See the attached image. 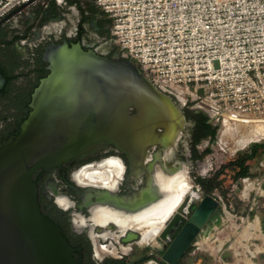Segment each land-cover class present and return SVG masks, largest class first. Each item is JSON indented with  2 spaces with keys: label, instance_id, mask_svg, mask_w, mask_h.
Wrapping results in <instances>:
<instances>
[{
  "label": "water",
  "instance_id": "95a60500",
  "mask_svg": "<svg viewBox=\"0 0 264 264\" xmlns=\"http://www.w3.org/2000/svg\"><path fill=\"white\" fill-rule=\"evenodd\" d=\"M18 10L1 20L0 27L20 17ZM42 56L49 71L32 93L20 133L0 147V264H82V258L74 257L81 248L71 246L41 210L34 180L39 169L114 147L127 154L136 174L148 149L176 141L185 121L172 97L181 102L187 98L156 84L128 54L111 58L64 38L49 44ZM5 82L0 71V88ZM142 193L149 196L139 192L136 197ZM219 204L214 194L201 199L165 248L166 263L178 264ZM138 209L122 213L132 216ZM178 216L169 221V230Z\"/></svg>",
  "mask_w": 264,
  "mask_h": 264
},
{
  "label": "flooded vegetation",
  "instance_id": "af4514ba",
  "mask_svg": "<svg viewBox=\"0 0 264 264\" xmlns=\"http://www.w3.org/2000/svg\"><path fill=\"white\" fill-rule=\"evenodd\" d=\"M71 6L78 7L80 19L75 28L67 30V19L63 15L64 10H70ZM95 7L97 6L91 0H53L44 8L29 13L28 21L23 27H18L17 22L24 23L21 20L24 13L14 20L11 35L4 32L6 24L0 27V71L6 78L0 88V147L4 141L15 138L20 133L21 124L31 110L32 93L42 78L40 68L48 70V63L43 60L42 55L49 44L60 43L65 38L69 43L81 42L85 49L92 48L108 57L122 58L124 51L115 40L110 43L113 38L110 23L104 16L96 14ZM86 15L90 18L83 21ZM30 21L35 22L31 27ZM81 22L85 33L78 39ZM9 75L15 77L9 79ZM172 98L183 113L184 125L176 141L168 139L148 149L136 174L131 173L127 154L114 147L83 159L73 158L58 167L39 169L35 173L34 180L38 186L43 214L61 228L71 246L81 248L80 252L74 253V257L82 258V264H104L109 258H113L110 256L119 257V264H129L144 255L159 257L161 264H168L162 259L165 248L186 223L201 199L208 194L203 190L200 201L193 202L194 198H198H192L194 186L197 188L193 169L200 168L204 164L201 162L204 152H210V135L197 138L201 133L197 121L201 110L188 101L181 102L174 96ZM207 122L210 123L208 120ZM157 131L163 133L164 129L158 127ZM110 166L117 167L116 171L104 183L83 181L80 178L86 168ZM196 179L200 186L201 179ZM244 180L248 181L247 178ZM182 187H186L182 196L185 204L166 220L161 235L148 243H141L142 235L139 230L131 228L126 222L149 215L155 207L176 198ZM139 192H146L149 196L142 193L140 197H136ZM161 193L163 197L159 198ZM126 208H139L140 212L136 211L132 216L124 215L122 209ZM177 213L179 216L176 223L169 230L167 225ZM215 213L216 210L205 226ZM100 215H105L107 221H98ZM106 235L109 236L105 237ZM132 242L145 244L148 249L135 256L132 251L133 258L122 261L121 259L129 254L127 245ZM193 243L194 241L178 264L188 254ZM99 245L104 246V251ZM111 246L112 249L109 248ZM122 248H127V251L123 253ZM115 250L118 255L111 253Z\"/></svg>",
  "mask_w": 264,
  "mask_h": 264
},
{
  "label": "built area",
  "instance_id": "2783aa9c",
  "mask_svg": "<svg viewBox=\"0 0 264 264\" xmlns=\"http://www.w3.org/2000/svg\"><path fill=\"white\" fill-rule=\"evenodd\" d=\"M49 1L0 0V21L26 3ZM91 1L109 19L120 49L156 84L203 107L214 114L209 120L229 130L238 118L264 120V0Z\"/></svg>",
  "mask_w": 264,
  "mask_h": 264
},
{
  "label": "rangeland",
  "instance_id": "374dc122",
  "mask_svg": "<svg viewBox=\"0 0 264 264\" xmlns=\"http://www.w3.org/2000/svg\"><path fill=\"white\" fill-rule=\"evenodd\" d=\"M40 8H44L42 2L26 7L21 18L24 23L17 20V26L23 27L28 21L29 13L38 11ZM64 13L63 16H66L67 19L66 29L75 28L80 19L78 7L71 6L70 10H64ZM13 21L8 22L9 24L6 23L7 25L4 27L6 35H11ZM34 23V21H30L29 26L31 27ZM113 38H111V44L114 41ZM126 54L127 52L124 51V55ZM129 59L133 61L131 58ZM197 109L201 110L202 108L198 107ZM204 113L208 117H214V114L210 112ZM209 122L212 126H217L218 130L216 136L211 138L209 142L210 152H204L201 160L204 164L200 168L195 167L193 169V179L197 188L195 189L192 183L194 186L192 198L198 197L197 199L194 198L193 202L200 201L203 197L202 191L205 190L203 186L200 187L201 185L196 183V177L208 181L213 180L215 186L211 190V194L218 197L220 204L212 220L199 232L194 239L191 250L180 264H249V262L264 264V195L261 194V191H264V136L261 137L257 134L244 147L236 148L233 139L236 138L235 135L229 134L226 139L220 137V131L224 124L219 119L213 118ZM234 126L239 129L237 137L242 134L249 135L251 132L249 124L238 123ZM254 150H256V156L245 163L249 168V175L236 177L231 161L243 153H251ZM246 178L248 181L244 180ZM250 183L252 188L248 186ZM160 241L162 242V240ZM144 245L129 243L127 245L129 254L121 260L132 259V251L134 256L146 251L148 248L145 247L148 246ZM219 246H221L219 251L213 250ZM109 248L112 249V246ZM122 251L125 253L127 248H122ZM111 253L118 255L117 250ZM110 257L120 259L115 256ZM146 263L161 264L159 257L152 258Z\"/></svg>",
  "mask_w": 264,
  "mask_h": 264
},
{
  "label": "bare ground",
  "instance_id": "6f19581e",
  "mask_svg": "<svg viewBox=\"0 0 264 264\" xmlns=\"http://www.w3.org/2000/svg\"><path fill=\"white\" fill-rule=\"evenodd\" d=\"M191 98L194 101H196L197 103L204 105L205 107L211 106L207 101H205L204 99H202L201 97H199L193 93H191ZM237 120L241 123H251L250 124L251 132L249 135L242 134V135L237 137V131L239 130L237 128L238 125L230 128L231 130H229V126L226 124L222 127V129L220 131L221 136H224L229 131H231V135H235L234 137H236V138H233V139H234V144H235L236 148L244 147L248 142L252 141L254 139V137L257 136V134L260 135L261 137L264 136V120H262V119L256 120V119H248V118H238ZM238 127H240V126H238ZM114 167L115 166H110L109 168L101 167V168H95V169L86 168L81 173L80 178H82L83 181L104 183L108 180L109 176L114 174V172L116 171L117 167L116 168H114ZM248 186H249V188H252L251 183ZM185 191H186V187H182L181 191L179 192V195L176 198L169 200V202H166L165 204H162L161 206L155 207L154 211L152 213H150L149 215L144 216L140 219L135 218L134 220H130V221L126 222L127 225L130 226L131 228L139 230V232L142 235L141 243H148V242L154 240L157 236L161 235V233L164 230L166 220L172 215V213L176 209H179L180 207H182L185 204V199L182 197L183 194L185 193ZM262 193L264 194V191ZM98 215H99V213H98ZM97 220L100 222H105V221H107V218H105V215H100V216H98ZM107 236H109V235H106L105 237H107ZM99 246L101 247V249L103 248V251H104V249H105L104 246L103 245H99ZM220 247L221 246H219L215 249L213 248V250L219 251ZM146 264H149V263H146ZM249 264H255V263L249 262Z\"/></svg>",
  "mask_w": 264,
  "mask_h": 264
},
{
  "label": "trees",
  "instance_id": "16d2710c",
  "mask_svg": "<svg viewBox=\"0 0 264 264\" xmlns=\"http://www.w3.org/2000/svg\"><path fill=\"white\" fill-rule=\"evenodd\" d=\"M83 11L84 7H82ZM95 12L96 14H100L102 16L105 17V20L110 23L109 19L106 18V16L104 15V13L101 11V9H99L98 7H95ZM84 20L83 21H88L90 16L86 15L84 16ZM85 33V28L83 23L81 22V24L79 25V29H78V39ZM0 65H2V63L0 62ZM4 66V65H3ZM48 70L44 69L43 67L40 68V77H44L45 75H47ZM9 79L15 77L13 75H9L7 76ZM192 104V103H190ZM207 120L209 121V117L202 111H200V113L198 114V129L201 132L200 135L197 137H203V136H207L210 135L211 138H214L217 134V126H212L210 123L207 122ZM210 151V149L208 150ZM256 156V150L252 151L251 153H243L241 156L237 157L236 159H234L233 161H231V164L233 165L232 168L235 171V176H247L249 175V168L247 167V165H245V163L247 162V160L253 158ZM208 180L201 179L200 183L201 185L205 188L206 193L211 194V190L213 189V187L215 186V184L213 183L214 181L211 180L209 182H207ZM192 248V247H191ZM191 248L189 250H191ZM153 257V255H144L142 257H139L138 259H135L133 262L129 263V264H143L145 263L147 260L151 259ZM120 260L115 259V258H109L104 264H119Z\"/></svg>",
  "mask_w": 264,
  "mask_h": 264
},
{
  "label": "crops",
  "instance_id": "0c3cea01",
  "mask_svg": "<svg viewBox=\"0 0 264 264\" xmlns=\"http://www.w3.org/2000/svg\"><path fill=\"white\" fill-rule=\"evenodd\" d=\"M50 1H53V0H50ZM50 1H49V3H50ZM29 17V16H28ZM16 20V19H15Z\"/></svg>",
  "mask_w": 264,
  "mask_h": 264
}]
</instances>
